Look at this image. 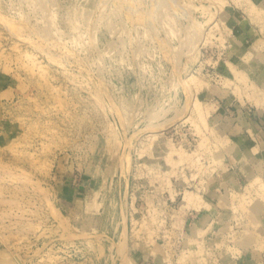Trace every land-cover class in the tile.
Listing matches in <instances>:
<instances>
[{"label": "rangeland", "instance_id": "obj_1", "mask_svg": "<svg viewBox=\"0 0 264 264\" xmlns=\"http://www.w3.org/2000/svg\"><path fill=\"white\" fill-rule=\"evenodd\" d=\"M233 10L257 43L230 30ZM263 71L264 18L244 0H0V258L264 260L259 227L229 206L231 189L264 182ZM193 96L209 113L201 133L186 119ZM186 192L203 204L184 208ZM197 231L201 252L187 242Z\"/></svg>", "mask_w": 264, "mask_h": 264}, {"label": "bare ground", "instance_id": "obj_2", "mask_svg": "<svg viewBox=\"0 0 264 264\" xmlns=\"http://www.w3.org/2000/svg\"><path fill=\"white\" fill-rule=\"evenodd\" d=\"M237 1H241V0H237ZM244 1L247 4L248 11L254 15V18L255 19L256 18H262V17L264 18V0H260L258 3H253V0H244ZM220 5H222V4H220ZM259 11L261 13V17H257L259 15ZM213 14H214V12H213ZM211 24H213V25L211 26ZM218 24L219 23H217V20L214 19L210 23L211 29L213 28L212 30H214V28H217L218 27ZM254 55H255V52H253L250 49L247 52V54H246L245 63H246V61H248L249 58H251ZM31 60L36 65V67H38V68H40V66L42 65L41 62H39V60H37V58H35V57H32ZM261 74H262V72H261ZM198 80L196 81V83L198 82ZM196 83L194 84L195 86H196ZM199 83L200 82H198V84ZM201 84H203V83H201ZM255 90H257L256 87H255ZM262 92H264V91H262ZM262 92L260 91L259 94L256 95L257 96L255 98L256 101L252 102V103H255L256 106H261V105L264 104L263 101L257 102L258 100H260V98L264 100V93H262ZM186 116H187L186 119L191 121V123L194 125V127L197 128V131L198 132H200V127H203L204 129L209 130V124H208V116H209V113L204 110V106L201 103V101L199 100V97L198 96H196V97L193 96V99H192V101L189 104L188 113H187ZM201 137L202 138H201L200 146L204 144V141H206V138L203 135ZM217 141L218 142H216V146H215L216 148H215L214 152L212 151L213 152L212 159H213V163L215 165H217V167L221 168L223 170V172H224L225 171V165L223 164L224 154L221 151V149L219 148V146L220 145H223L225 142H224V140H217ZM224 146L226 147V145H224ZM247 147L249 149V155H248L249 156V160H255V159H257L256 153L258 151L257 150L258 148L257 147H254L253 145L252 146L247 145ZM172 148H169V150H168L169 151V155H171L175 151ZM224 149H226V151H228V152L230 150L236 149L235 151H238L237 152V156L241 155V153H240L241 152V146H238L236 144L229 145V146H227ZM175 152H177L179 158H182V156L184 155V153L181 152V151L180 152L179 151H175ZM197 159H199V158H197ZM167 160H169L170 162L171 161H174L173 159H171L169 157H168ZM248 179H249V181H248L249 188L250 187L252 188L253 186L256 185L255 195H250L248 192H246L243 195V193L241 192L242 195L240 196V192L239 191H237L235 189H231V193H230V196L231 197L229 198L230 199L229 200L230 201L229 202V206H230L231 212H233V216L235 218H239V216H242L243 211L244 212H247L248 215L253 218V221L256 224V226L259 227V231H256L257 232V236H260V235L261 236L262 235L264 236V182L261 181V178L259 176H251ZM248 186H247V188H248ZM196 201H198L199 203H202L203 204V198H202V196H200V194H199L198 197H196V196L194 197L191 193L186 192L184 194V197H183L182 206L184 208H189L192 205V203H194ZM133 223H134V221H133ZM200 234H199L198 231L194 235L189 234V238L187 239V242L192 245V248L193 249L194 248L197 249L198 252H201V250H198V249H200V244H199V242L197 240V236L200 235ZM246 242H248V240ZM262 245H264V241L263 240H262L261 247H262ZM1 256H2V254H1ZM0 261H2L3 263H6V264H26L25 260L17 252L16 253L15 252H10V254H8V255H3L2 258H0ZM258 264H264V260H261Z\"/></svg>", "mask_w": 264, "mask_h": 264}, {"label": "crops", "instance_id": "obj_3", "mask_svg": "<svg viewBox=\"0 0 264 264\" xmlns=\"http://www.w3.org/2000/svg\"><path fill=\"white\" fill-rule=\"evenodd\" d=\"M228 24L230 30L238 36L240 40L250 39L253 40V43H257L259 36H256L254 33L250 22H248L244 17L242 18L237 11H229L228 13ZM258 52V51H257ZM258 53H256L257 56ZM2 92V91H1Z\"/></svg>", "mask_w": 264, "mask_h": 264}]
</instances>
